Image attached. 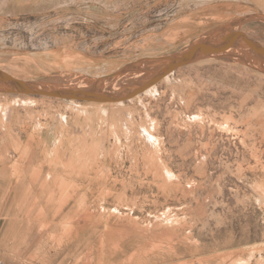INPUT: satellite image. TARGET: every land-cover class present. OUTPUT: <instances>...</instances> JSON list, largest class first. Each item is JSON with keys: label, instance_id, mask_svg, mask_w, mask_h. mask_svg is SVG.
Instances as JSON below:
<instances>
[{"label": "rangeland", "instance_id": "374dc122", "mask_svg": "<svg viewBox=\"0 0 264 264\" xmlns=\"http://www.w3.org/2000/svg\"><path fill=\"white\" fill-rule=\"evenodd\" d=\"M233 28L264 47V0H0V68L114 93ZM170 75L116 104L0 93V264H264V58Z\"/></svg>", "mask_w": 264, "mask_h": 264}, {"label": "water", "instance_id": "95a60500", "mask_svg": "<svg viewBox=\"0 0 264 264\" xmlns=\"http://www.w3.org/2000/svg\"><path fill=\"white\" fill-rule=\"evenodd\" d=\"M236 43L246 45L253 53L264 58V47L262 45L251 39L246 32L233 28L220 35L219 39L215 42L211 39L198 40L185 52L164 59L165 63L162 64L156 72L150 75L145 82L123 96L114 95L109 92H101L94 88H59L46 85L41 87L36 82L16 77L1 68L0 92L12 95L46 96L79 101H126L144 92L148 87L158 83L166 75L176 71L180 67L193 63L200 57L225 54Z\"/></svg>", "mask_w": 264, "mask_h": 264}, {"label": "bare ground", "instance_id": "6f19581e", "mask_svg": "<svg viewBox=\"0 0 264 264\" xmlns=\"http://www.w3.org/2000/svg\"><path fill=\"white\" fill-rule=\"evenodd\" d=\"M236 29V28H235ZM223 31V30H222ZM238 45H239V43H236L228 52H230V51H232V50H234L236 47H238ZM243 48L247 51V52H249V53H252V54H255V53H253L246 45H243ZM228 52H226V53H228ZM214 55H219V54H214ZM159 63H162V64H164L165 63V61L163 60V61H159ZM181 68V67H180ZM156 72V71H155ZM173 73V72H172ZM171 74V73H170ZM170 74H168V75H166L164 78L166 79L167 77H169V76H171ZM152 75V74H151ZM149 78V76L147 77V78H145V79H143V80H141L140 81V79H139V81L140 82H138V80H137V82L138 83H135V84H137V85H135L134 84V86L133 87H130V88H128V86L127 85H125V86H121V85H119L118 83H116V82H119V81H121V80H123V79H121L120 77H107V78H104V79H101V80H98V81H102V82H109V83H113V84H111L110 86H112L114 89H116V88H119L120 89V91H116V92H114V93H112V94H114V95H118V96H123V95H125V94H127V93H129V92H131L135 87H138V86H140L143 82H145L147 79ZM163 78V79H164ZM85 82V81H84ZM39 84V83H38ZM82 85H83V82L81 83ZM131 84V83H130ZM158 83H156V84H154V85H151L150 87H148L145 91H149V90H151L152 89V91H154L153 90V88H155L156 87V85H157ZM41 87L43 86L44 87V85L43 84H39ZM129 85V84H128ZM79 86H81V85H79ZM130 86V85H129ZM82 89H83V87H81ZM122 88H124V89H122ZM144 91V92H145ZM151 91V92H152ZM0 93H2V92H0ZM143 93V92H142ZM4 94H7V93H4ZM141 93H139V94H137V95H135V96H139ZM15 95V97H19L20 95H22V94H14ZM28 96V95H27ZM26 96V97H27ZM134 96V97H135ZM22 96H20L19 98H21ZM33 98H35V97H33ZM133 98V97H132ZM23 99H24V97H23ZM61 99V98H60ZM131 99V98H130ZM65 100H74V99H65ZM79 101V100H78ZM122 101H124V100H120V101H103V102H112V103H117V102H122ZM91 102H100V101H91ZM115 103V104H116ZM101 104H104V103H101Z\"/></svg>", "mask_w": 264, "mask_h": 264}]
</instances>
